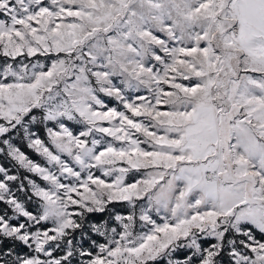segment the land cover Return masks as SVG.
I'll return each mask as SVG.
<instances>
[{"label":"snow or ice","instance_id":"snow-or-ice-1","mask_svg":"<svg viewBox=\"0 0 264 264\" xmlns=\"http://www.w3.org/2000/svg\"><path fill=\"white\" fill-rule=\"evenodd\" d=\"M0 264H264V0H0Z\"/></svg>","mask_w":264,"mask_h":264},{"label":"rangeland","instance_id":"rangeland-1","mask_svg":"<svg viewBox=\"0 0 264 264\" xmlns=\"http://www.w3.org/2000/svg\"><path fill=\"white\" fill-rule=\"evenodd\" d=\"M26 148V147H25ZM28 150H30V149H28ZM30 157H32L33 159H39V157L36 155V154H34L33 152H32V150H30V151H27L26 152Z\"/></svg>","mask_w":264,"mask_h":264},{"label":"trees","instance_id":"trees-1","mask_svg":"<svg viewBox=\"0 0 264 264\" xmlns=\"http://www.w3.org/2000/svg\"><path fill=\"white\" fill-rule=\"evenodd\" d=\"M24 150L27 152V151H30V150H28L27 148H24Z\"/></svg>","mask_w":264,"mask_h":264}]
</instances>
